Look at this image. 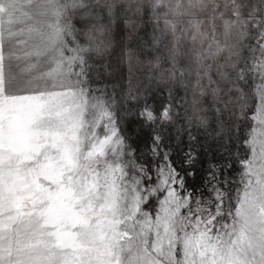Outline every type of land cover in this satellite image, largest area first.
<instances>
[{"label":"snow or ice","instance_id":"6c2138e0","mask_svg":"<svg viewBox=\"0 0 264 264\" xmlns=\"http://www.w3.org/2000/svg\"><path fill=\"white\" fill-rule=\"evenodd\" d=\"M0 264H264V0H0Z\"/></svg>","mask_w":264,"mask_h":264},{"label":"rangeland","instance_id":"374dc122","mask_svg":"<svg viewBox=\"0 0 264 264\" xmlns=\"http://www.w3.org/2000/svg\"><path fill=\"white\" fill-rule=\"evenodd\" d=\"M143 71H146V69H143ZM146 86H147V82H145V84L142 85V87H146ZM93 87H95V85H94ZM154 87H155V86L153 85V88H154ZM156 99H157V100H161V99H162V95L158 94L157 97H156ZM126 103H127V102H126Z\"/></svg>","mask_w":264,"mask_h":264}]
</instances>
